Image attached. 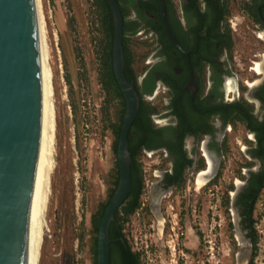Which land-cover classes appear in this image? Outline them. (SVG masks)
<instances>
[{
  "label": "flooded vegetation",
  "instance_id": "flooded-vegetation-1",
  "mask_svg": "<svg viewBox=\"0 0 264 264\" xmlns=\"http://www.w3.org/2000/svg\"><path fill=\"white\" fill-rule=\"evenodd\" d=\"M117 2L131 27L140 98L130 139L154 158L152 189L162 198L185 189L197 204L217 189L227 238L242 249L250 241L254 263L253 221L264 202V0ZM112 254L110 264H121Z\"/></svg>",
  "mask_w": 264,
  "mask_h": 264
},
{
  "label": "rangeland",
  "instance_id": "rangeland-1",
  "mask_svg": "<svg viewBox=\"0 0 264 264\" xmlns=\"http://www.w3.org/2000/svg\"><path fill=\"white\" fill-rule=\"evenodd\" d=\"M39 6L55 74L56 134L53 185L38 264H93L91 220L115 187L112 125L124 116L122 99L101 84L105 7L102 0H40ZM138 162L145 189L139 208L123 220L122 230L130 248L140 253L141 264L241 263L242 247L227 238L219 217L217 189L201 204L194 202L196 197L189 201L185 189L169 193L161 199L158 218L151 208L154 158L139 152ZM256 209L253 264H264V202ZM249 251L246 264L251 262V245Z\"/></svg>",
  "mask_w": 264,
  "mask_h": 264
},
{
  "label": "water",
  "instance_id": "water-1",
  "mask_svg": "<svg viewBox=\"0 0 264 264\" xmlns=\"http://www.w3.org/2000/svg\"><path fill=\"white\" fill-rule=\"evenodd\" d=\"M113 15V71L126 102L117 146L118 186L98 234L97 263L110 264L109 229L131 192L128 136L140 98L124 75V18L117 0ZM45 84L36 0H0V264H31L32 236L45 135ZM152 211L160 218L162 194L152 189ZM250 241L238 261L246 264Z\"/></svg>",
  "mask_w": 264,
  "mask_h": 264
},
{
  "label": "trees",
  "instance_id": "trees-1",
  "mask_svg": "<svg viewBox=\"0 0 264 264\" xmlns=\"http://www.w3.org/2000/svg\"><path fill=\"white\" fill-rule=\"evenodd\" d=\"M105 7L106 20H102V28L104 33L105 44L102 50V72H101V84L107 93L114 91L116 95L122 99V114L124 115L126 102L122 95V92L118 86L117 80L115 78V74L113 71V40H114V23H113V15L110 10V6L105 0H102ZM130 28H124V36H123V49H124V59H125V67H124V75L126 79L132 83L134 78L132 68H131V60H129L130 56V39L127 38L128 32ZM130 74L133 77H130ZM134 84V83H133ZM136 84V83H135ZM134 84V86H135ZM123 117L120 120V123L113 124L112 130L116 135V140L114 142V151L117 154V146L119 141V135L122 127ZM131 133L129 132L128 141H129V151L131 154L132 162L130 165L131 170V192L124 202V204L116 211L114 220L112 221L109 229V250H110V261L112 258V253L114 250L119 251V260L121 264H141V255L139 252L133 251L130 246L127 244V240L123 234L122 230V222L129 215L133 214L140 206L139 201L142 193L145 189L144 177L142 174V168L140 163L138 162V153L140 152L141 146L137 145L136 141L134 143L133 140L130 139ZM133 143L135 148H133ZM119 183V168L117 163V170L114 182V189L109 196L106 204H104L97 213L92 217L91 225L92 228L90 230V243H91V252H92V260L93 264L97 263V246H98V234L100 224L106 210L107 205L109 204L117 186ZM255 220L253 221V223ZM254 232L256 235L255 227ZM82 239V238H81ZM83 240V239H82ZM255 249L257 250V236L254 238ZM253 264V261L250 262Z\"/></svg>",
  "mask_w": 264,
  "mask_h": 264
},
{
  "label": "bare ground",
  "instance_id": "bare-ground-1",
  "mask_svg": "<svg viewBox=\"0 0 264 264\" xmlns=\"http://www.w3.org/2000/svg\"><path fill=\"white\" fill-rule=\"evenodd\" d=\"M39 1L37 4V16L40 34V48L45 84V135L44 149L41 163L38 196L36 203L33 236H32V258L31 264H38L40 259L41 244L46 229L47 207L50 190L53 185L54 157H55V132H56V103H55V74L48 56L45 41L44 22L40 11ZM243 263V262H241ZM244 264V263H243Z\"/></svg>",
  "mask_w": 264,
  "mask_h": 264
}]
</instances>
